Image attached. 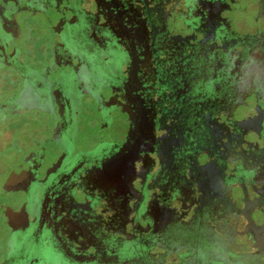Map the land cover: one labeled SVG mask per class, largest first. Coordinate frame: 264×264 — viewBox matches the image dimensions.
Instances as JSON below:
<instances>
[{"label": "flooded vegetation", "instance_id": "1", "mask_svg": "<svg viewBox=\"0 0 264 264\" xmlns=\"http://www.w3.org/2000/svg\"><path fill=\"white\" fill-rule=\"evenodd\" d=\"M246 1L0 0V125L27 129L0 264H264V0L249 33Z\"/></svg>", "mask_w": 264, "mask_h": 264}, {"label": "rangeland", "instance_id": "2", "mask_svg": "<svg viewBox=\"0 0 264 264\" xmlns=\"http://www.w3.org/2000/svg\"><path fill=\"white\" fill-rule=\"evenodd\" d=\"M252 4L253 3L251 2V0L242 2L236 8L235 13L231 15L233 28L235 30L245 33H249L251 30H253L254 24L252 25V23L254 22V12L252 11ZM26 130L27 129L21 132L16 131L12 133L8 129V127H5V125H0V186L3 178L6 176V172H8L7 168H10L11 164H14V162L16 161L15 157L17 155L13 153L12 155H10L11 151L15 149V138L19 134H25Z\"/></svg>", "mask_w": 264, "mask_h": 264}, {"label": "water", "instance_id": "3", "mask_svg": "<svg viewBox=\"0 0 264 264\" xmlns=\"http://www.w3.org/2000/svg\"><path fill=\"white\" fill-rule=\"evenodd\" d=\"M262 19V17H260ZM82 104V103H79V105ZM140 127V126H138ZM78 134H79V130H78V125L77 123L75 124V128L73 130H70L69 132L67 131L66 134H63V136L57 138L53 145L54 146H58L61 151L63 152L64 156L65 157H70V156H73V154L76 152V143H77V140H78ZM137 142L136 139L134 138H130L128 139L127 141V144L128 142H132V145H133V142ZM130 146V147H127L125 148L123 151L124 152H127V153H132L134 151V147L133 146ZM138 149V148H137ZM45 151V150H44ZM139 153V152H138ZM132 158V156H131ZM130 158V160H131ZM125 167H131L132 166V162L134 161V158H132V162L129 161V165H128V160H125ZM117 161L114 162L113 165H117L116 163ZM120 162V161H119ZM122 169V167H120ZM20 170H16L12 176H16L18 174ZM13 192V189L10 191V193ZM230 193V196L228 199L232 202V204H238L239 203V199H237V194H238V187L236 188V190H234V192H229ZM240 205V204H239Z\"/></svg>", "mask_w": 264, "mask_h": 264}]
</instances>
